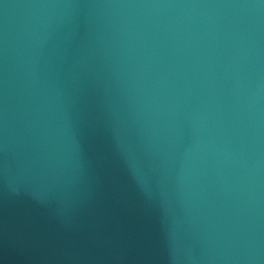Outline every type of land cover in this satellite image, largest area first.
<instances>
[{"label":"water","instance_id":"obj_1","mask_svg":"<svg viewBox=\"0 0 264 264\" xmlns=\"http://www.w3.org/2000/svg\"><path fill=\"white\" fill-rule=\"evenodd\" d=\"M0 264H264V0H0Z\"/></svg>","mask_w":264,"mask_h":264}]
</instances>
